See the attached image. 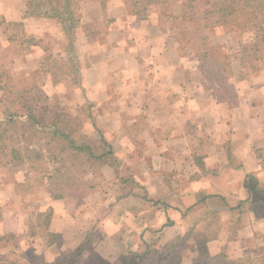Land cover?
<instances>
[{
    "label": "rangeland",
    "instance_id": "obj_1",
    "mask_svg": "<svg viewBox=\"0 0 264 264\" xmlns=\"http://www.w3.org/2000/svg\"><path fill=\"white\" fill-rule=\"evenodd\" d=\"M30 1L0 0V183L8 184V188L2 186L0 194L4 193V198L5 193L11 196L0 204L4 206H0V218L3 209L27 213L30 233L43 232L52 214L45 201L50 193L54 198L74 199L79 210H83L81 213L94 222L87 237L94 264L101 261L112 264L118 249L113 245L115 242L125 249L126 264H192L185 260L192 256V259L198 256V262L211 263L215 258V264L234 263L237 245L232 244L220 257H211L206 244L225 230L230 241L242 239L245 234L237 232L242 215L239 211L213 213L203 204L195 207L189 202V213L180 226L185 231L179 235L176 234L181 229H165L171 227L170 219L164 225L156 219L164 203L151 198L149 184L139 185L128 173L135 164L138 175L140 167L143 173H148L145 164L161 161L148 144L149 138L137 135L149 128L141 116L142 106L135 108L125 103L126 99L131 102L147 99L148 94L140 95L141 91L123 94L121 89L117 90L119 85H114L103 96L101 91L92 92L87 85H79L81 62L76 45L89 35L97 49L102 34L118 26L128 37L126 45L136 48L141 31L138 29L148 25L158 37L166 36L180 55L183 48V62L191 68L192 76L201 78V85H207L219 101L234 103L235 85L255 76L238 80V51L241 44L249 45L251 34L233 25L203 28L202 23H190L191 17L202 20L205 10L202 3L193 6L175 0L166 6H150L147 17H137L126 0H80L75 12L77 29L73 44H69L67 38L58 35L56 21L31 24L27 30L20 20H10L23 10L25 14ZM89 7L93 13L99 14L100 7L110 12H104L101 22L92 23L88 20ZM195 25L200 28L197 34ZM67 46H71L72 54ZM207 49L210 55L203 59L201 54ZM252 81H256L252 85H264L261 75ZM106 100L108 105H101ZM105 110L109 111L106 120ZM118 113L123 114L120 120ZM120 128L128 136L120 140H125L128 146L135 145V153L126 152L121 144L118 147L119 140L112 142L106 137L107 141L104 140L103 131H114L110 139L117 140ZM73 144L89 147L94 154L78 151ZM207 145L206 142L203 146ZM192 156L204 157L203 152ZM16 197L17 202L13 201ZM177 237L183 239L176 241ZM102 249L99 257L98 251ZM259 250L257 247L252 250L259 253L258 259L262 257ZM147 251L150 255L146 258L137 257ZM81 253L82 249L76 250L65 260L73 262Z\"/></svg>",
    "mask_w": 264,
    "mask_h": 264
},
{
    "label": "crops",
    "instance_id": "obj_2",
    "mask_svg": "<svg viewBox=\"0 0 264 264\" xmlns=\"http://www.w3.org/2000/svg\"><path fill=\"white\" fill-rule=\"evenodd\" d=\"M90 8L88 20L92 23L101 22L105 18L104 12H110L100 7L98 14ZM21 15L10 20H20L27 30L31 24L39 26L55 21ZM53 24L56 27V23ZM56 29L59 36L66 38L58 22ZM108 30L107 34H102L97 49L89 35L76 45L81 62L79 85H87L92 92L101 91L103 96L112 91L114 85H119L117 90L121 89L123 94L124 91L125 94L130 91L148 94L147 99L133 102L126 99L125 103L133 104L135 108L142 106L141 116L149 128L137 135L149 138L148 144L154 148L156 159L161 161L145 164L148 173H143L144 169L140 167L138 175L136 164L128 173L139 185L149 184L151 198L164 203L156 219L163 225L170 219L171 227L165 229H181L176 234L179 235L185 231L180 226H183L181 221L185 214L189 213V202L195 207L203 204L218 213L239 211L242 215L237 232L245 236L232 242L226 236L227 231H221L218 238L207 242V254L219 256L235 244L239 259L256 247L263 248L264 85H252L256 84L252 80L259 75L264 77V68L251 81L235 85L234 103L219 101L207 85H201L200 77L192 76L191 68L184 64L179 51L171 46L166 36L158 37L152 28L142 25L138 29L141 31L136 40L137 47L132 48L126 45L128 37L118 26ZM108 100L102 101L101 105H108ZM104 112L103 119L106 120L109 111ZM122 115L118 113L117 118L120 120ZM114 133L103 131L104 140H119L118 147L122 145L126 152H136L135 145L128 146L125 140H120L128 137L127 132L120 128L116 133L117 140H111ZM146 133H149L147 137ZM202 140L203 145L208 143L206 147ZM202 152L204 157L199 165L192 155ZM4 185L8 188L4 181L0 183V190ZM155 187H158L157 193L153 194ZM3 194H0V204L9 198L8 193L5 198ZM158 194L159 198L156 197ZM12 196L15 197L14 193ZM14 200L17 202V197ZM45 201L52 216L43 232L30 233L27 213L1 211L0 256L8 257L14 264H94L92 245L87 238L94 227L92 219L81 213L83 210H79L72 198H54L49 193ZM154 225L151 226L153 229ZM115 243L113 245L118 249H115L117 253L112 264H126L125 249H121L119 242ZM80 249L82 253L77 260L66 261L69 255ZM98 252L101 257L104 251ZM192 257L185 260L190 263L198 260V256Z\"/></svg>",
    "mask_w": 264,
    "mask_h": 264
},
{
    "label": "trees",
    "instance_id": "obj_3",
    "mask_svg": "<svg viewBox=\"0 0 264 264\" xmlns=\"http://www.w3.org/2000/svg\"><path fill=\"white\" fill-rule=\"evenodd\" d=\"M80 0H31L28 9L24 16L37 17L49 20H55L61 25L62 34L68 39L69 44H73L72 37L74 31L77 29L78 21L75 17V12L78 10V2ZM133 8V15L141 16L147 13L150 6H166L175 0H126ZM195 5L202 3L205 6L202 20L191 17L190 23H202L203 28L217 27V26H238L243 33L251 34L249 45H240L238 51V58L240 60V72L238 80H243L248 77L260 73L264 68V0H184ZM196 25L194 26V28ZM193 28V30H194ZM199 27H196L194 34H197ZM203 40V39H200ZM190 40H188V43ZM69 53L72 54L71 46H67ZM215 50V49H214ZM213 51V50H212ZM210 49L202 52L201 57L206 59L209 57ZM181 57L184 56L183 48H180ZM183 54V55H182ZM74 60V59H73ZM224 72V71H223ZM73 146L78 151H89L94 154L89 147ZM197 164L202 163L201 158L195 159ZM52 213V212H51ZM214 213V212H213ZM52 214H49V219ZM50 223V222H49ZM47 224V228L49 226ZM55 237V236H54ZM217 238L213 236L209 240ZM57 237H55V240ZM183 239L177 237L176 241ZM260 259L254 251H249L243 257L237 259L234 263L226 264H264V248H260ZM150 255V251L143 254H137L141 260ZM217 257V256H216ZM220 257V256H219ZM222 259H227L226 256H221ZM228 260V259H227ZM211 263L194 262L192 264H215V258H212ZM0 264H14L6 256H0Z\"/></svg>",
    "mask_w": 264,
    "mask_h": 264
}]
</instances>
